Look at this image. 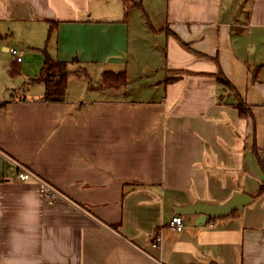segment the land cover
Wrapping results in <instances>:
<instances>
[{"label":"crops","instance_id":"0c3cea01","mask_svg":"<svg viewBox=\"0 0 264 264\" xmlns=\"http://www.w3.org/2000/svg\"><path fill=\"white\" fill-rule=\"evenodd\" d=\"M46 58L68 63L61 101ZM261 186L264 0H0V264H264ZM239 192L204 223L177 211Z\"/></svg>","mask_w":264,"mask_h":264},{"label":"trees","instance_id":"16d2710c","mask_svg":"<svg viewBox=\"0 0 264 264\" xmlns=\"http://www.w3.org/2000/svg\"><path fill=\"white\" fill-rule=\"evenodd\" d=\"M130 3V0H123V7L126 9ZM72 61H77L73 59ZM68 63L66 61H60L56 59L46 58L42 67L41 76L44 83V101H61L64 97L65 88L67 84V78L69 70L67 69ZM217 80L230 87L229 81L221 74H218ZM127 84V78L124 72H109L105 71L101 74L99 87L103 89L119 88ZM261 190H264V186H261Z\"/></svg>","mask_w":264,"mask_h":264},{"label":"water","instance_id":"95a60500","mask_svg":"<svg viewBox=\"0 0 264 264\" xmlns=\"http://www.w3.org/2000/svg\"><path fill=\"white\" fill-rule=\"evenodd\" d=\"M251 197L245 193H235L231 198L222 204H209L205 202H196L186 206L177 207L180 213L197 214L195 223H204L212 217L227 215L232 211H241L242 207L251 201Z\"/></svg>","mask_w":264,"mask_h":264},{"label":"built area","instance_id":"2783aa9c","mask_svg":"<svg viewBox=\"0 0 264 264\" xmlns=\"http://www.w3.org/2000/svg\"><path fill=\"white\" fill-rule=\"evenodd\" d=\"M9 51L13 56H15L16 61L18 62L21 61V56L15 48H10ZM17 178L20 181L27 179L36 180L39 183V187L43 196L49 201L55 199L59 195V192L55 187H53L51 184L47 183L46 181L40 179L38 176H36L35 174H33L32 172H30L25 168L19 170V172L17 173ZM168 225L170 228L175 229L177 231L181 230L183 228L182 217L179 214L173 215L170 218ZM159 242H160V235L157 234L152 240L151 245L153 247H158Z\"/></svg>","mask_w":264,"mask_h":264},{"label":"rangeland","instance_id":"374dc122","mask_svg":"<svg viewBox=\"0 0 264 264\" xmlns=\"http://www.w3.org/2000/svg\"><path fill=\"white\" fill-rule=\"evenodd\" d=\"M233 1L235 2L236 6L238 5V7H239L240 4L242 5L245 0H233ZM247 2H249V1H247ZM251 47H253V46H251ZM257 52H258V49L256 50V52L254 53L253 56H255ZM131 86H136V85L134 84V82H132Z\"/></svg>","mask_w":264,"mask_h":264}]
</instances>
